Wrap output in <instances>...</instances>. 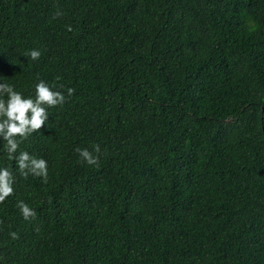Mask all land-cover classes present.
I'll return each mask as SVG.
<instances>
[{
  "label": "trees",
  "instance_id": "obj_1",
  "mask_svg": "<svg viewBox=\"0 0 264 264\" xmlns=\"http://www.w3.org/2000/svg\"><path fill=\"white\" fill-rule=\"evenodd\" d=\"M39 80L66 103L17 152L47 184L0 138V264H264V0H0V84Z\"/></svg>",
  "mask_w": 264,
  "mask_h": 264
},
{
  "label": "clouds",
  "instance_id": "obj_2",
  "mask_svg": "<svg viewBox=\"0 0 264 264\" xmlns=\"http://www.w3.org/2000/svg\"><path fill=\"white\" fill-rule=\"evenodd\" d=\"M62 13L58 10L53 19L60 17ZM72 31L71 26L67 27ZM32 61H37L41 57L39 50L33 49L25 54ZM75 93L74 88L67 89V96L71 97ZM7 96V100L3 96ZM66 103L65 95L59 91H54L43 80L35 85V96L24 97L23 94L6 83L0 84V138L4 142V151L8 158L15 161L19 175L27 178L29 175L42 178V183H48V164L45 159L37 158L27 151H19L20 144L27 140L32 134L39 130L48 121L49 113L47 108L62 106ZM83 163L88 166H99L101 148L98 144L92 146V151L85 149H76ZM16 175L10 167L0 168V204L15 193L14 185ZM17 208L20 210L25 220L35 219L36 212L23 200L17 202ZM13 239L18 236L15 232L11 233Z\"/></svg>",
  "mask_w": 264,
  "mask_h": 264
}]
</instances>
